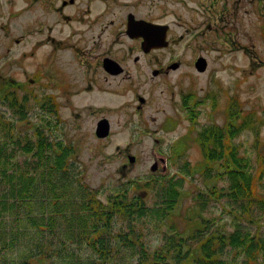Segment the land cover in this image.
I'll return each instance as SVG.
<instances>
[{
	"label": "rangeland",
	"instance_id": "obj_1",
	"mask_svg": "<svg viewBox=\"0 0 264 264\" xmlns=\"http://www.w3.org/2000/svg\"><path fill=\"white\" fill-rule=\"evenodd\" d=\"M74 2L60 10L55 7L61 6L60 0H54L50 6L45 4L43 9L39 0L34 4L30 0H0V82L17 88L18 101L24 93L31 100L27 103L29 121H20L18 114L14 115L10 107L0 102V144L4 145L0 159L6 156L12 157V162L18 160L13 163L20 164L17 171H22L20 161L25 155L20 146H13L10 135L16 130L24 136L30 135L31 124L46 115L37 100L40 94L36 95V87L40 84L35 73L49 76L57 55H72L69 47L56 49L55 44L64 40L62 44L69 45L76 36H70L71 27L77 22L73 19L74 8H95L89 4L91 0ZM126 4L130 9H137L136 15L170 27L167 37L175 41L166 49L153 51L154 66L173 59H181L182 64L152 90V101L146 108L147 116H155L154 121H148L150 132L146 127L120 125L118 119L123 117L117 113L112 116L111 136L96 143L91 140L87 121L81 126L84 133L76 136V154L70 159L74 170L80 171L78 182L94 189L103 203L122 189H127L130 196L141 197L145 203L147 212L134 218L131 228L126 219L113 218L111 238L132 229L129 237L133 247L115 245L118 251L113 250L107 264L139 263L144 257L139 243L146 250L141 264H153V254L158 250L167 252H161L165 260L159 259V264H170L175 243H169L168 238L175 241L181 232H190V217L205 218L209 231L229 232L238 224L246 228V214L242 217L241 207L227 196L230 180L226 171L222 169L221 175L215 178L205 175V170L194 172L202 167V151L192 141L199 127L223 126L229 111L236 122L246 120V127L239 130L233 142L238 155L246 159V170L256 176L253 181L257 195L264 196V0H126ZM64 12L70 16H64ZM198 55L207 61L206 70L201 73L192 61ZM161 89L167 94L172 92L173 96H165ZM45 90L49 91V87ZM187 93L194 95L196 124L187 119V108L181 103ZM47 117L48 126L43 129L51 137L49 112ZM169 119H172L171 127L162 130V124ZM7 122H13L14 129ZM41 124L38 122V126ZM127 154L134 155L135 159L129 161ZM155 160H158V172L150 170ZM185 165L190 167V172L185 170ZM214 166V171L220 168L218 163ZM39 172L34 175L35 181ZM170 179L181 183L180 197L175 207L161 216L153 210L161 203V186H167ZM2 189H9L7 182L0 186ZM200 191L201 195L196 197ZM68 192L66 195L75 190ZM33 200L25 199L23 203L13 200L16 207L2 211L5 216L0 221V264H22L29 252L46 248H50V254L40 260L42 264L91 263L94 257L88 256L97 255L86 244L88 222L78 223L74 220L76 215H70L64 207L53 215L38 216L35 196ZM252 215L256 220L248 223L250 231L264 233V214L255 211ZM46 221L50 224L45 225ZM81 229L84 231L80 232ZM225 257L240 260L243 256L227 247Z\"/></svg>",
	"mask_w": 264,
	"mask_h": 264
},
{
	"label": "trees",
	"instance_id": "obj_2",
	"mask_svg": "<svg viewBox=\"0 0 264 264\" xmlns=\"http://www.w3.org/2000/svg\"><path fill=\"white\" fill-rule=\"evenodd\" d=\"M16 87L11 83L0 82V102L10 107L14 115H19L21 121L30 120L28 115L27 103L30 96L24 93L20 101L17 100ZM187 101H185L186 103ZM195 107V106H194ZM51 115V109H47L46 115L38 119L37 122L31 124L30 135H22L23 132L16 130L10 137L13 146L19 147L25 155L20 161L22 171H17L20 165L18 160L12 162V157H4L0 159V186L3 182H7L9 189L0 191V221L4 220V212L16 207V202L23 203L25 199L34 202L37 206L38 216L53 215L59 211V208H66L70 215H76L78 223L84 225L88 222L89 234L86 236V244L91 248L97 256L90 262L85 264H107L113 250L118 251L115 245H128L133 247L130 235L133 234L132 229L128 233L116 234L114 239L111 238L109 231L114 217L119 216L129 223L134 218L142 217L147 212L144 201L141 197L130 196L127 189H122L116 194L110 196L106 203H103L96 197V191L89 186H85L83 182H78L80 171L74 170L75 166L67 154V148L63 145L56 146L51 137L46 136L44 127L48 126L47 116ZM188 114L193 119L198 115L194 110H189ZM226 122L223 126L209 124L202 126L196 133L194 139L200 146L202 151L201 169L205 170V175L211 174L214 178L222 173V169L229 176V184L227 188V196L231 201L241 207L243 214H246V228L240 224L236 225L233 230L225 232L223 230H210L207 228L206 219L200 216L189 218L192 222L190 232L178 235V239L174 241L168 238V242H174V254H170V264H264V233H252L248 223H253L256 218L252 215L255 211L264 214V196L257 195V186L253 179L256 176L246 170V159L244 160L237 153V145L233 139L240 129L246 127V120L236 122L235 116L229 111ZM191 120V121H192ZM38 122L42 123L38 126ZM12 129L13 122H7ZM17 127V126H16ZM27 132V131H24ZM26 134V133H25ZM14 135V136H13ZM16 139H15V138ZM26 138V139H25ZM25 139V141L23 140ZM24 143H20V141ZM4 145L0 144V155L3 153ZM8 159L10 162L8 163ZM218 163L219 169L214 171L213 164ZM6 164L8 167L6 169ZM187 172H190L188 165L184 166ZM43 170V171H42ZM38 180H34L36 172ZM193 173V172H192ZM181 183L171 180L167 186L162 185L163 190L161 203L153 212H157L161 216L171 211L180 197ZM69 189L75 190V193L66 195ZM71 193V192H68ZM201 191L196 194L201 195ZM9 194V195H8ZM8 196L13 197L9 200ZM16 196V198H15ZM71 196L73 200L71 201ZM33 203H30L32 205ZM50 224L46 221L45 225ZM105 232H104V231ZM81 229L80 232H83ZM115 239H117L115 241ZM140 250L146 256L145 247L139 243ZM227 247L234 248L239 254H242L240 260L223 258ZM50 248L31 251L27 254L22 264H42L40 260L50 254ZM161 252H166L165 250ZM159 250L154 252L153 264H159V259L165 256ZM167 253V252H166ZM141 260V261H142ZM137 262V264H141ZM166 264V262H164ZM80 264H82L80 262Z\"/></svg>",
	"mask_w": 264,
	"mask_h": 264
},
{
	"label": "flooded vegetation",
	"instance_id": "obj_3",
	"mask_svg": "<svg viewBox=\"0 0 264 264\" xmlns=\"http://www.w3.org/2000/svg\"><path fill=\"white\" fill-rule=\"evenodd\" d=\"M37 1L30 0V3ZM39 2L43 9L45 4L50 6L54 0ZM60 3V7H55L61 10L75 2L60 0ZM89 4L95 8H74L73 19L77 22L71 27L70 36H76L69 45H63L64 40H58L55 44L56 49L69 47L72 55H57L52 61L49 76L41 72L35 73L37 83L40 84L36 87V95L37 92L40 94L37 96L39 106L51 109L52 141L56 148L59 144L67 148L69 158L76 154V136L84 133L81 126L87 121L91 140L96 143L104 142L111 136L113 114H122L123 119H118L120 125L147 129L150 120L155 119L154 115L146 114V108L152 101V90H155L156 85H161L163 77L168 76L170 71L179 69L182 64L181 59L168 60L156 66L152 61L153 51L166 49L172 40L175 41L173 37H167L170 30L167 23L136 15L137 9H130L126 0H91ZM67 15L70 16L69 12H64V16ZM137 20H141L142 24L147 22L165 25L163 43H145L143 34L132 28ZM199 56L202 55L192 60L194 68ZM174 84L177 86L178 81ZM48 87L49 91L45 90ZM161 92L169 98L173 96L172 92L167 94L163 89ZM126 94L127 97L120 99ZM194 100L198 101L196 98ZM194 105L192 103L184 107L193 110ZM123 108L126 111H122ZM186 117L190 121L193 119L190 114ZM196 118L191 122L196 124ZM103 119L108 124V133L99 136L97 126ZM171 120L164 121L161 129H169ZM147 131L150 132L149 129ZM192 141H195L194 137ZM129 155L131 154H127V158Z\"/></svg>",
	"mask_w": 264,
	"mask_h": 264
},
{
	"label": "water",
	"instance_id": "obj_4",
	"mask_svg": "<svg viewBox=\"0 0 264 264\" xmlns=\"http://www.w3.org/2000/svg\"><path fill=\"white\" fill-rule=\"evenodd\" d=\"M133 30L137 33H142L145 43H155L156 45H160L163 43L164 36H165V25H159V24H152L147 23L142 24L141 20L135 21L133 24ZM195 66L199 71H203L206 67V59L204 57H199L196 62ZM108 124L105 119L100 120L97 126V133L99 136H105L107 135L108 131ZM130 161L134 160V157L132 155L128 156ZM158 167V160L154 162L151 165V170L156 171Z\"/></svg>",
	"mask_w": 264,
	"mask_h": 264
}]
</instances>
